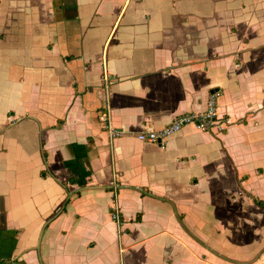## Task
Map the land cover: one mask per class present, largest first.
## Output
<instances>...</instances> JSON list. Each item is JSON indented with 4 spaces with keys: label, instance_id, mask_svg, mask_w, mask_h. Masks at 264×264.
I'll use <instances>...</instances> for the list:
<instances>
[{
    "label": "crops",
    "instance_id": "crops-1",
    "mask_svg": "<svg viewBox=\"0 0 264 264\" xmlns=\"http://www.w3.org/2000/svg\"><path fill=\"white\" fill-rule=\"evenodd\" d=\"M256 200L264 0H0V264H264Z\"/></svg>",
    "mask_w": 264,
    "mask_h": 264
},
{
    "label": "built area",
    "instance_id": "built-area-1",
    "mask_svg": "<svg viewBox=\"0 0 264 264\" xmlns=\"http://www.w3.org/2000/svg\"><path fill=\"white\" fill-rule=\"evenodd\" d=\"M220 92L213 91L207 101L206 110L203 113H188L176 117L170 124L160 130L144 129L136 135L137 140L143 143L155 144L157 146L165 145L168 138L178 134L187 126H191L201 132L211 131L217 126L216 105ZM226 124V122H225ZM112 138L119 137L122 131L112 130L106 126ZM111 219L118 223L119 216L115 209L111 214Z\"/></svg>",
    "mask_w": 264,
    "mask_h": 264
},
{
    "label": "trees",
    "instance_id": "trees-1",
    "mask_svg": "<svg viewBox=\"0 0 264 264\" xmlns=\"http://www.w3.org/2000/svg\"><path fill=\"white\" fill-rule=\"evenodd\" d=\"M256 202V204L259 206V207H262V208H264V205H263V203L262 202H260V201H255Z\"/></svg>",
    "mask_w": 264,
    "mask_h": 264
}]
</instances>
